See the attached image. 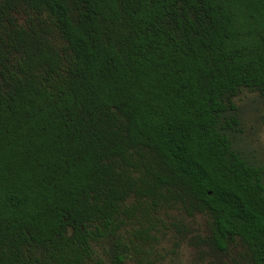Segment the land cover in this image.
Here are the masks:
<instances>
[{
  "label": "trees",
  "instance_id": "16d2710c",
  "mask_svg": "<svg viewBox=\"0 0 264 264\" xmlns=\"http://www.w3.org/2000/svg\"><path fill=\"white\" fill-rule=\"evenodd\" d=\"M242 90L264 0H0V264H264Z\"/></svg>",
  "mask_w": 264,
  "mask_h": 264
},
{
  "label": "rangeland",
  "instance_id": "374dc122",
  "mask_svg": "<svg viewBox=\"0 0 264 264\" xmlns=\"http://www.w3.org/2000/svg\"><path fill=\"white\" fill-rule=\"evenodd\" d=\"M256 99V94L247 90H242L234 99L233 102L242 110V127L243 140L247 148L252 149L264 161V110L259 106L247 109V105ZM174 214V212H166ZM196 223L201 224L203 219L198 217ZM167 240L162 241L159 246V251H167L168 254L161 261V264H196L194 258L195 250L188 247L186 244H181L178 248H174L171 244V236L168 235ZM236 250V249H234ZM234 252V251H233ZM236 252V251H235ZM107 264V263H106ZM124 264H134L132 261H127Z\"/></svg>",
  "mask_w": 264,
  "mask_h": 264
}]
</instances>
